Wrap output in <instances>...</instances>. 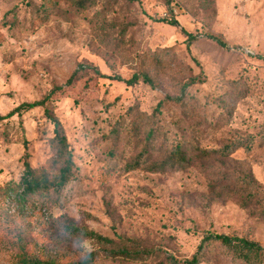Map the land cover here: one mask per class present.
<instances>
[{"label":"rangeland","instance_id":"374dc122","mask_svg":"<svg viewBox=\"0 0 264 264\" xmlns=\"http://www.w3.org/2000/svg\"><path fill=\"white\" fill-rule=\"evenodd\" d=\"M79 2L59 0L44 12L46 0H0V115L62 86L52 108L75 164L61 192L41 195L28 216L13 202H0V264H24L28 255L52 264L99 248L90 239L71 241L62 231L67 221L139 239L142 248L160 251L150 264H169L168 254L191 257L204 230L264 245V200L243 208L236 198L212 193L218 160L196 161L185 170L146 168L176 140L194 154L198 145L218 147L258 133L264 123V0H215L214 14L209 0ZM174 17L179 27L160 20ZM90 65L124 78L144 67L154 86L128 87L98 77ZM199 72L203 82L189 87L185 106L165 100L162 112H154ZM236 81L246 96L238 94ZM53 129L42 107L0 121L1 186L19 181L25 162L41 167L55 158ZM147 144L149 154L143 152ZM142 153L141 166L129 170L128 162ZM228 164L251 169L264 186V145L236 151ZM94 264L145 263L101 253ZM202 264L235 263L218 249Z\"/></svg>","mask_w":264,"mask_h":264},{"label":"trees","instance_id":"16d2710c","mask_svg":"<svg viewBox=\"0 0 264 264\" xmlns=\"http://www.w3.org/2000/svg\"><path fill=\"white\" fill-rule=\"evenodd\" d=\"M59 0H46L41 4L44 12L48 7L56 6ZM46 4V5H45ZM78 4H83V0ZM211 12L215 13V0H209L208 3ZM85 9V8H83ZM163 22L180 26L179 20L174 17L171 19H160ZM184 31V30H183ZM189 36L188 40H194L192 33L184 31ZM220 44H226L217 36L211 35ZM190 42V41H189ZM195 63L200 66L198 60ZM91 67L93 65H90ZM86 66L80 65L79 69L84 70ZM98 77L109 78L124 82L128 87L135 86L140 82L148 83L154 86V79L150 70L140 67L134 71L129 78L121 75H109L102 73L98 67H92ZM193 69V68H192ZM194 71V70H193ZM79 71H76L68 80V84H72L74 78L77 77ZM203 82L201 72L189 75L181 84V91L178 95L160 100L154 112L161 113L165 100H171L177 104L185 106L190 99L187 91L190 86ZM236 89L241 97L247 95L246 91L241 88L242 83L236 81ZM64 91L62 86L54 87L49 93L42 98L23 102L15 107L7 114L0 115V121L7 117L13 116L15 113H21L22 110H30L38 107L44 108L45 114L54 126V137L52 138V146L55 151V158H52L48 164L41 167H33L29 162H25V168L19 181H11L4 186L0 185V199L4 202H13L18 206V211L24 216H28L35 208L34 203L41 204L39 197L54 191L59 194L61 190L75 175V164L73 154L65 135L64 126L61 120L55 115L52 108L53 100ZM225 107L228 105L224 104ZM131 110L136 111L137 107L133 105ZM264 145V123L257 134L248 133L237 135L218 147H196V152L190 154L184 145L176 140L172 148L166 150L164 155L155 161H151L146 168L152 172H167L174 170H185L196 161H205L213 158L219 161V167L212 170L214 177L210 183V189L217 197L236 198L243 208H248L255 203L264 200V186L255 178L251 169H238L235 165L228 164V160L236 151L244 149L250 153L255 144ZM149 145L143 148V152L149 154ZM140 154L126 165L129 170L137 169L141 166L142 158ZM203 170L209 172V168L203 165ZM4 206V205H3ZM62 231L70 236L71 241L82 244L85 240L90 239L98 244L99 248L85 252L80 257L64 258L60 261H52V264H94L102 253L106 257H123L129 260L142 261L150 264L148 259L155 260L160 257V251L155 249L142 248L140 240L137 238H122L121 235L115 233V237L102 234L87 226L75 224L67 221ZM218 249H222L223 253L235 264H264V245L259 241L245 236H240L225 232H213L204 230L202 239L198 244L192 256L182 260L176 259L173 255L168 254L166 260L169 264H202L210 255H214ZM24 264H43V260L32 258L29 255L21 259ZM154 264H164V261Z\"/></svg>","mask_w":264,"mask_h":264}]
</instances>
